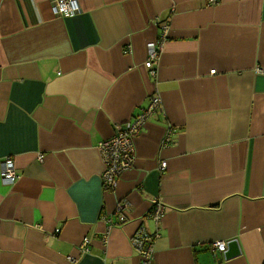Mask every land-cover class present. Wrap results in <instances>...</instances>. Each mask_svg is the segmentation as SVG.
Segmentation results:
<instances>
[{"label":"crops","instance_id":"obj_1","mask_svg":"<svg viewBox=\"0 0 264 264\" xmlns=\"http://www.w3.org/2000/svg\"><path fill=\"white\" fill-rule=\"evenodd\" d=\"M53 1L0 0V168L18 175L0 179V264H141L139 227L158 234L149 264H264V0H75L67 17ZM154 94L104 191L97 144ZM231 240L239 255L211 251Z\"/></svg>","mask_w":264,"mask_h":264},{"label":"built area","instance_id":"obj_2","mask_svg":"<svg viewBox=\"0 0 264 264\" xmlns=\"http://www.w3.org/2000/svg\"><path fill=\"white\" fill-rule=\"evenodd\" d=\"M216 0H208V5H212ZM52 13L55 16L67 17L79 12V7L75 0H54L51 5ZM161 35L158 40L147 43L146 45V61L145 68L150 71L152 76L155 75V65L157 64L161 45L168 32V23H160ZM214 74V71H210ZM161 110V101L157 94L151 95L147 99L146 105L140 109L131 121L115 127L112 137L102 140L97 144V150L103 163L104 171L101 178V184L104 191H113L116 189L120 175L129 170L134 162L133 139L140 133L145 122L153 114ZM172 131L168 130L163 139V145L171 143ZM39 161L42 156L38 157ZM0 179L5 185H14L18 180L14 161L11 157H6L1 162ZM127 209L126 202H120L116 206L115 214L118 222L123 223L126 220L125 211ZM148 218L157 225L162 217V205L154 202L148 212ZM158 236L157 232L150 234L144 227H139L131 236V245L140 258L141 264H149L152 259L153 243ZM87 239L83 245L87 244ZM212 252L224 253L226 243L214 242L210 245ZM68 261L74 262L73 258Z\"/></svg>","mask_w":264,"mask_h":264},{"label":"water","instance_id":"obj_3","mask_svg":"<svg viewBox=\"0 0 264 264\" xmlns=\"http://www.w3.org/2000/svg\"><path fill=\"white\" fill-rule=\"evenodd\" d=\"M239 253H240V250H239L236 240H231L226 243V250L223 253V256L225 259L235 257L239 255Z\"/></svg>","mask_w":264,"mask_h":264}]
</instances>
